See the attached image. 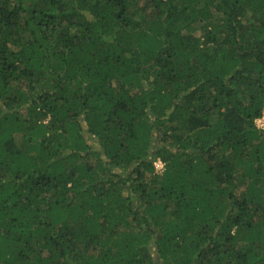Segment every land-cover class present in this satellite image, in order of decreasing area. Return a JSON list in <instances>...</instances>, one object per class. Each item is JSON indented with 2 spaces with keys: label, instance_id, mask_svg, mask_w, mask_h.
I'll list each match as a JSON object with an SVG mask.
<instances>
[{
  "label": "trees",
  "instance_id": "obj_1",
  "mask_svg": "<svg viewBox=\"0 0 264 264\" xmlns=\"http://www.w3.org/2000/svg\"><path fill=\"white\" fill-rule=\"evenodd\" d=\"M263 111L264 0H0V264H264Z\"/></svg>",
  "mask_w": 264,
  "mask_h": 264
},
{
  "label": "built area",
  "instance_id": "obj_2",
  "mask_svg": "<svg viewBox=\"0 0 264 264\" xmlns=\"http://www.w3.org/2000/svg\"><path fill=\"white\" fill-rule=\"evenodd\" d=\"M256 125H257V127H258L261 131L264 132V114H263L260 118H258V119L256 120ZM155 166L160 167V169H163V168H164V167H163L164 164L161 163V162H159V164H157V163L155 162Z\"/></svg>",
  "mask_w": 264,
  "mask_h": 264
},
{
  "label": "rangeland",
  "instance_id": "obj_3",
  "mask_svg": "<svg viewBox=\"0 0 264 264\" xmlns=\"http://www.w3.org/2000/svg\"><path fill=\"white\" fill-rule=\"evenodd\" d=\"M196 34L199 35V34H200L199 31L196 32ZM263 114H264V111H263ZM255 123H256V121H255ZM155 162H156L157 164H159V162L163 163L162 161H160V159H157ZM163 167H164V166H163ZM162 170H163V169H160V167L156 166V173L160 174Z\"/></svg>",
  "mask_w": 264,
  "mask_h": 264
}]
</instances>
